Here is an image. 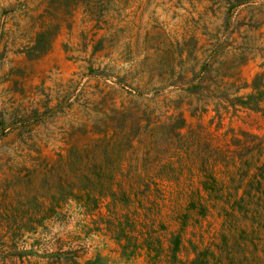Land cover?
Wrapping results in <instances>:
<instances>
[{
  "label": "rangeland",
  "instance_id": "obj_1",
  "mask_svg": "<svg viewBox=\"0 0 264 264\" xmlns=\"http://www.w3.org/2000/svg\"><path fill=\"white\" fill-rule=\"evenodd\" d=\"M183 41L170 71L162 55ZM256 76L264 81V0H106L97 23L65 0H0V264H150L145 249L123 248L106 229L103 205L85 210L68 198L49 211V161L90 148L122 118L164 120L168 109L201 124L222 154L251 148L262 162L264 117L238 105L215 113L211 104L238 86L250 92ZM196 97L204 113L187 105ZM148 138L125 153L132 165L146 160ZM165 154L151 149L147 161ZM186 167L149 193L164 239L180 228L176 213L197 185ZM192 215L177 261L163 252L156 264H190L194 249L217 237L218 204Z\"/></svg>",
  "mask_w": 264,
  "mask_h": 264
},
{
  "label": "trees",
  "instance_id": "obj_2",
  "mask_svg": "<svg viewBox=\"0 0 264 264\" xmlns=\"http://www.w3.org/2000/svg\"><path fill=\"white\" fill-rule=\"evenodd\" d=\"M105 2L65 0V6H82L97 23L102 18ZM41 35L39 33L38 37ZM185 46V41L168 46L170 57L167 53L162 55L169 65L167 69L174 71L175 54L179 56ZM214 46L212 44L211 48ZM228 85L233 87L234 81ZM191 89L194 86L186 90ZM238 90L239 86L233 92H226L222 100L211 102L212 110L226 112L228 107L238 105L264 117L261 76L253 79L250 92L239 95ZM200 100L194 98L193 104L189 98L187 105H194L191 112L198 109L200 113L205 112L198 106ZM167 111L164 110V120L122 118L109 134L102 132V138L93 141L90 148L71 147L64 155L57 154L54 161H49V211L68 198L85 210L103 205L106 229L121 246L145 249L150 264H156L155 259L163 252L177 261L181 229L189 220H195L193 213L202 216L209 205L218 204L221 229L211 243L194 249L190 264H264V160L259 162L251 148L237 153L227 150L229 156L222 154L201 135V124L192 127L181 112L168 114ZM141 134L150 137L149 147L144 153L146 160L136 166L126 160L125 153L133 148L134 140H139ZM159 140L166 142L163 150L158 145ZM151 149L167 154L147 161ZM184 167L194 170L197 185L189 184L186 201L176 213L180 228L164 239L159 229L163 230L165 224L159 220L157 202L149 193L156 181L175 183ZM136 169L140 171L133 174ZM85 264L104 263L92 259Z\"/></svg>",
  "mask_w": 264,
  "mask_h": 264
}]
</instances>
